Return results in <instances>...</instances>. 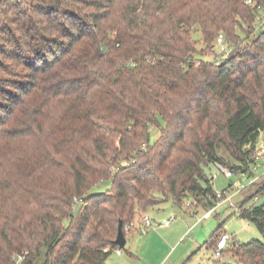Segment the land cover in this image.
<instances>
[{
	"label": "trees",
	"instance_id": "16d2710c",
	"mask_svg": "<svg viewBox=\"0 0 264 264\" xmlns=\"http://www.w3.org/2000/svg\"><path fill=\"white\" fill-rule=\"evenodd\" d=\"M246 2L0 0V264H108L120 223L127 239V225L169 201L225 200L232 185L218 198L211 165L260 169L264 0ZM220 34L224 61L196 58ZM253 180L252 199L264 173ZM244 205L263 241L219 259L264 264V204ZM224 234L220 224L208 248Z\"/></svg>",
	"mask_w": 264,
	"mask_h": 264
},
{
	"label": "rangeland",
	"instance_id": "374dc122",
	"mask_svg": "<svg viewBox=\"0 0 264 264\" xmlns=\"http://www.w3.org/2000/svg\"><path fill=\"white\" fill-rule=\"evenodd\" d=\"M193 38L198 41L200 35L194 34ZM216 57L217 49L215 46L207 56H196V58L212 62L215 61ZM150 131L151 142H154L160 133L154 128H151ZM262 150H264V134L259 137L255 148L254 156L259 154L262 156L258 161L260 169L253 167L254 177L247 173L226 178L216 165L209 167L207 173L209 178L215 177L213 186L217 194H221L229 185H232L231 189L233 193H236L225 204L218 202L220 205L217 204L218 207L212 216L205 218L210 209L198 206L188 208L190 203L185 208L179 209L169 201L150 209L143 216L147 215L150 218L152 226L143 228L141 226L143 216L137 218L134 222L136 229L127 234V244L124 249L120 250L122 255L115 252L109 258L108 264H215L214 262L217 261L235 264L229 255H225L221 259L217 258L216 249L208 248L206 243L210 242L213 232L220 224L222 225V232L234 239L228 242L226 250L236 243L247 244L254 240L263 241L257 226L239 216V205L245 204V207H250L264 204V195L251 198L255 196L257 188L250 186V182L255 177L264 173V153H261ZM108 188V183L100 184L93 190V193H101ZM248 199L250 200L244 203ZM171 216H175L176 220L169 227H164V222L168 221ZM140 231L144 232V237L140 236Z\"/></svg>",
	"mask_w": 264,
	"mask_h": 264
},
{
	"label": "built area",
	"instance_id": "2783aa9c",
	"mask_svg": "<svg viewBox=\"0 0 264 264\" xmlns=\"http://www.w3.org/2000/svg\"><path fill=\"white\" fill-rule=\"evenodd\" d=\"M246 3H247V5H254L252 0H247ZM257 11H258V15H257V18H256V24H255V28L256 29L264 26V6H258L257 7ZM215 47L217 49V57H216L214 62L217 63V64H220L231 53L232 47L227 43L226 38H225V36L223 34H220L217 37V39L215 41ZM261 153H264V150H262ZM261 156H262V154H259V155L256 156V158L259 159V158H261ZM216 166L225 175L226 178H231L233 176V173L230 170L222 167L219 164H216ZM254 181L255 180H252L250 182V184L252 182H254ZM235 194L236 193H233V190H229L227 192L228 197L225 200H223L221 202V204L230 201ZM217 196H218V198H221V194H218ZM218 205H220V204H218ZM215 209L216 208H213L212 210L208 211V213H206V215H205V218H209L210 216H212L214 214V210ZM175 220H176V217L175 216H171V218L168 221L164 222L163 226L164 227H169L170 224L173 221H175ZM141 226L143 228H149V227L152 226L151 220H150V218L147 215L143 216ZM133 228H135V223L127 225L125 227V232L128 234L130 232V230L133 229ZM231 239H232L231 236H229L227 234H224L222 236L221 240L219 241V243L217 245L216 251H215V255H216L217 258L221 257V253L225 250V248L227 247L228 242ZM120 253L121 252L118 251L119 255H121ZM16 260H17V263H20L23 260V257L19 256Z\"/></svg>",
	"mask_w": 264,
	"mask_h": 264
},
{
	"label": "water",
	"instance_id": "95a60500",
	"mask_svg": "<svg viewBox=\"0 0 264 264\" xmlns=\"http://www.w3.org/2000/svg\"><path fill=\"white\" fill-rule=\"evenodd\" d=\"M141 234H143V232L141 231ZM141 241V240H140ZM116 246H118L121 250L125 248L126 244H127V239L123 230V225L122 223L119 224V228H118V235L115 241Z\"/></svg>",
	"mask_w": 264,
	"mask_h": 264
},
{
	"label": "crops",
	"instance_id": "0c3cea01",
	"mask_svg": "<svg viewBox=\"0 0 264 264\" xmlns=\"http://www.w3.org/2000/svg\"><path fill=\"white\" fill-rule=\"evenodd\" d=\"M260 159H261V158H260ZM222 204H225V203H222ZM217 207H218V206H217ZM217 207H216V208H217ZM170 225H171V224H170ZM142 232H143V231H142ZM140 236H141V237H144V236H145L144 232H143V234H141V231H140ZM121 255H122V254H121Z\"/></svg>",
	"mask_w": 264,
	"mask_h": 264
}]
</instances>
